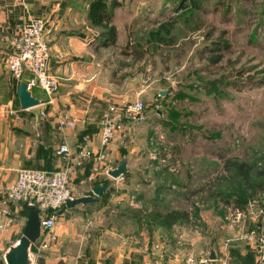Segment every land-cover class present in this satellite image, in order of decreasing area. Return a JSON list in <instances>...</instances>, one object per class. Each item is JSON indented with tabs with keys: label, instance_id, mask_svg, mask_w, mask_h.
<instances>
[{
	"label": "rangeland",
	"instance_id": "obj_1",
	"mask_svg": "<svg viewBox=\"0 0 264 264\" xmlns=\"http://www.w3.org/2000/svg\"><path fill=\"white\" fill-rule=\"evenodd\" d=\"M79 1L83 9L84 0ZM122 4L118 21L128 22L132 35V73L142 72L143 57L146 68L151 67L153 88L141 99L147 120L113 162L116 167L127 157L129 175L114 180L101 174L92 183L76 185L78 197L93 195L96 185L108 188L96 205L58 212L56 228L68 221L74 225L73 246H65V253L76 256L88 249L95 256L102 240L112 247L114 237L102 228L115 226L125 237L151 234L153 264L163 254L209 256L227 235L224 215L230 205L246 213L245 230L264 232V0ZM161 25L166 27L160 42L150 34ZM216 56L220 63L211 62ZM0 60L7 68L6 58ZM11 97H2L0 108ZM234 163L253 166L250 184L229 168ZM17 208L26 210L20 204ZM172 210L189 217L164 226L163 216ZM235 246L228 250L230 258L245 262L252 256L246 242Z\"/></svg>",
	"mask_w": 264,
	"mask_h": 264
},
{
	"label": "crops",
	"instance_id": "obj_2",
	"mask_svg": "<svg viewBox=\"0 0 264 264\" xmlns=\"http://www.w3.org/2000/svg\"><path fill=\"white\" fill-rule=\"evenodd\" d=\"M81 7L79 0H0V47L8 51L0 50V59L4 61L10 54L15 37L24 24L41 19L45 22L46 38L51 48L50 73L60 80L59 90L51 104L45 92L34 89L32 95L41 105L24 111L17 96L18 83L0 60V87L3 88L0 100L6 94L12 96L9 104L0 108V197L16 182L21 170L56 172L64 168L67 162L58 153L63 145L71 151L72 157L68 162L71 165H76L77 154L83 148L93 154L99 152L102 149L103 113L111 106L134 103L151 93V67L146 68L144 57L142 72L132 73L130 58L133 49L129 39L132 35L128 22L122 25L118 21L121 8L115 11L113 21L118 31L117 43L104 47L100 40L102 30L93 27L88 18V2L84 0L83 9ZM163 91L160 89L157 92L160 94ZM10 108L18 111L19 115H12ZM64 115L75 122L73 129L60 128L59 120ZM133 137L135 139V134ZM132 142L133 138L125 144ZM122 146L114 144L110 148L115 161ZM93 166L94 160L90 158L82 168L74 170L73 184L83 185L98 180L100 177L97 176L90 181ZM98 186L101 185H96L94 189ZM14 207V223L0 228V264H6L5 253L18 242L27 221L28 215L24 210H18L17 206L12 209ZM66 211L71 213L73 210L67 208ZM3 223L6 221L0 216V226ZM55 229L56 242L51 250L41 254L33 250V264H153L149 255L153 239L147 232L140 235L130 233L125 237L119 228L103 226L102 232L116 240H113L112 247L102 240L96 245L95 256L90 255L88 249H81L78 255L73 256L65 253L64 247L73 246L69 236L74 231V225L68 221L65 227L57 226ZM226 231L227 235L218 250H211L216 256L215 264H260L261 260L252 246V256L247 257L245 262L238 261L234 256L230 258L228 250L230 246L236 247L237 243L228 247L223 245L232 235L227 226ZM161 257L162 261L156 264H184L186 259L185 255L163 254Z\"/></svg>",
	"mask_w": 264,
	"mask_h": 264
},
{
	"label": "built area",
	"instance_id": "obj_3",
	"mask_svg": "<svg viewBox=\"0 0 264 264\" xmlns=\"http://www.w3.org/2000/svg\"><path fill=\"white\" fill-rule=\"evenodd\" d=\"M45 22L41 19L31 20L24 24L17 36L10 54L6 58L9 74L20 83H26L27 89L32 92L40 89L46 93L51 104L52 98L60 87L58 77L50 73L51 48L46 38ZM14 116L19 112L10 108ZM147 120L146 105L142 100L134 103L111 106L102 115L101 120V146L102 149L93 154L83 148L77 154L76 165L68 163L72 154L70 149L63 145L58 153L67 162L65 167L56 171L24 169L18 174L16 182L7 189L5 200L0 209L6 223L2 228L14 223L12 207L19 204L34 206L41 211V236L34 244L37 253L50 251L56 242L55 228L58 220V212L70 201L79 198L76 193L78 187L72 182L74 170L82 168L87 159L93 158L94 166L91 168L90 181L103 174L112 178L110 172L117 167L113 166L114 158L110 152L112 145L131 142L138 125ZM61 129L75 127V122L67 115L60 117ZM120 179L114 180H122ZM51 210V213L48 211ZM225 224L231 230L223 245L228 247L234 243L246 242L254 248L261 261L264 260V232L257 230H245L246 213L235 205L226 207L224 215ZM184 264H214L210 255H189Z\"/></svg>",
	"mask_w": 264,
	"mask_h": 264
},
{
	"label": "water",
	"instance_id": "obj_4",
	"mask_svg": "<svg viewBox=\"0 0 264 264\" xmlns=\"http://www.w3.org/2000/svg\"><path fill=\"white\" fill-rule=\"evenodd\" d=\"M162 97L166 96V92L160 93ZM17 96L20 100L21 109L24 111L33 109L41 105L32 92L27 89L26 83H20L17 86ZM129 175L128 159L123 157L120 165L110 172V176L114 179H120ZM107 186H98L93 190V195L82 196L66 204V208L72 209L75 206H88L98 203L99 198L107 190ZM28 216L22 236L15 245L8 248L5 253L6 264H33V246L41 236V211L34 206L28 207ZM210 259L215 261L214 251L210 254ZM264 264V260L262 261Z\"/></svg>",
	"mask_w": 264,
	"mask_h": 264
},
{
	"label": "trees",
	"instance_id": "obj_5",
	"mask_svg": "<svg viewBox=\"0 0 264 264\" xmlns=\"http://www.w3.org/2000/svg\"><path fill=\"white\" fill-rule=\"evenodd\" d=\"M89 9H88V18L91 22V25L96 28H100L102 32L100 33V40L104 47L115 46L118 39V31L115 25L113 24L115 11L119 8H122V0H89ZM161 25V28L156 32H151L150 36L155 40L164 41L162 35L163 30L166 26ZM166 34L168 36L171 35V30H166ZM221 58L216 56V58H212L211 62L220 63ZM18 85V84H17ZM147 113V110H146ZM147 115V114H146ZM231 170H234L242 179L245 185L250 184L251 175L254 170L253 166L243 164V163H234L231 167ZM97 204V203H96ZM95 204V205H96ZM20 205H24L26 210L24 211L26 215H28V205L21 203ZM62 209H67L66 206ZM13 210V209H12ZM61 211V210H60ZM52 211L49 210L48 213ZM189 217V214L185 212H178L177 210H172L163 216V220L165 222L164 226L173 225L177 222V220L185 221ZM262 262V261H261Z\"/></svg>",
	"mask_w": 264,
	"mask_h": 264
}]
</instances>
